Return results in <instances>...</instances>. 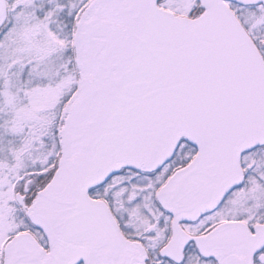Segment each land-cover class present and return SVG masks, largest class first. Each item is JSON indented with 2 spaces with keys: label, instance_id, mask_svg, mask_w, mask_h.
Wrapping results in <instances>:
<instances>
[{
  "label": "snow or ice",
  "instance_id": "1",
  "mask_svg": "<svg viewBox=\"0 0 264 264\" xmlns=\"http://www.w3.org/2000/svg\"><path fill=\"white\" fill-rule=\"evenodd\" d=\"M0 264H264V0H0Z\"/></svg>",
  "mask_w": 264,
  "mask_h": 264
}]
</instances>
